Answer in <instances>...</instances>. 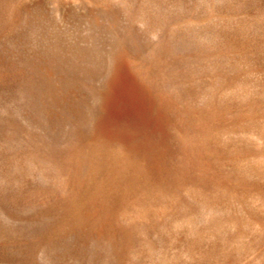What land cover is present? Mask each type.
I'll return each instance as SVG.
<instances>
[{
  "label": "rangeland",
  "instance_id": "1",
  "mask_svg": "<svg viewBox=\"0 0 264 264\" xmlns=\"http://www.w3.org/2000/svg\"><path fill=\"white\" fill-rule=\"evenodd\" d=\"M0 264H264V0H0Z\"/></svg>",
  "mask_w": 264,
  "mask_h": 264
}]
</instances>
